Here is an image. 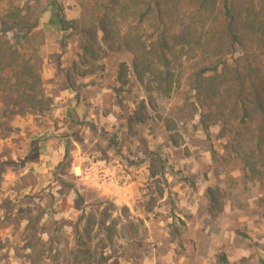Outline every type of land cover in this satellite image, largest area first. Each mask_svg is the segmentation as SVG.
<instances>
[{
    "label": "rangeland",
    "instance_id": "rangeland-1",
    "mask_svg": "<svg viewBox=\"0 0 264 264\" xmlns=\"http://www.w3.org/2000/svg\"><path fill=\"white\" fill-rule=\"evenodd\" d=\"M47 3L0 0L3 45L23 44L40 78L37 108L0 91V264H31L51 235L64 263L77 249L75 264H85L89 249L92 264L101 254L111 257L106 264H264V200L256 206L264 190L243 183L227 134L213 118L202 121L200 53H177L165 97L151 74L140 82L131 53L107 50L101 32L94 60L76 33L41 28ZM102 3L118 30L147 45L161 35L148 0H62L82 26L98 22ZM14 14L23 28L11 24ZM208 17L221 28L220 17Z\"/></svg>",
    "mask_w": 264,
    "mask_h": 264
},
{
    "label": "trees",
    "instance_id": "trees-1",
    "mask_svg": "<svg viewBox=\"0 0 264 264\" xmlns=\"http://www.w3.org/2000/svg\"><path fill=\"white\" fill-rule=\"evenodd\" d=\"M112 1L117 3V0ZM148 1L146 7L154 5L159 22L157 28L161 32L158 39L149 45L141 42L138 36L118 30L115 23L108 24L113 17L110 16V9L103 3L100 5L102 10L100 9L98 22L90 26H82L76 20L67 19L62 0H48L47 6L41 11L52 12L60 21L61 31H72L79 35L81 50L94 60L99 58L100 47L97 41L98 32H101V41L107 45V50L131 53L133 68L142 70L137 73L140 82L144 83L145 74H151L156 86L154 90L165 97L171 94L176 85V73L170 66L179 57L177 53L186 54L185 50L190 49L199 52L201 56L196 63L194 80L199 86L205 87L203 89L206 90V96L208 94L207 101L199 103L205 111L202 121L204 123L205 119L213 118L222 133L227 134V147L238 160L243 183L264 190V55L259 53H264V0ZM217 4L218 7L214 8ZM164 13L170 27L164 20ZM187 14L190 16L187 17L191 19L190 23L185 22ZM173 15L179 16L176 22ZM208 15L220 17L221 28L207 26ZM12 16L11 24L23 28L16 21L18 16ZM143 16L144 13L139 18L142 19ZM2 23L0 21V91L20 93L22 103L28 104L30 108H37L39 103L35 101L40 88L38 67L32 64L29 57L26 58L23 44L15 43L7 48L3 45L5 42L1 40L7 31L2 29ZM175 29L172 36L171 31ZM17 30H11V33H16ZM176 48L180 50L176 51ZM238 52L240 55L234 58ZM227 54L231 55V61L226 59ZM60 67L68 74V67ZM11 79L14 80L12 84ZM207 79L210 82L205 86ZM215 79H218V83L213 82ZM200 89L197 87V90ZM67 90L68 93L77 94L76 88L70 85ZM260 195L256 198V206L264 200V193ZM24 240V250L30 249V237L26 235ZM47 243L49 246L38 250L34 260H30L31 264H39L38 261L47 259H52L55 264H75L74 259L78 258L80 250H71L70 255L64 258V263L60 261L57 249L53 253V235ZM91 255L89 249L84 251L87 259L85 264H92L88 261ZM110 258L101 254L97 264H106ZM221 258L226 261L225 256Z\"/></svg>",
    "mask_w": 264,
    "mask_h": 264
},
{
    "label": "crops",
    "instance_id": "crops-1",
    "mask_svg": "<svg viewBox=\"0 0 264 264\" xmlns=\"http://www.w3.org/2000/svg\"><path fill=\"white\" fill-rule=\"evenodd\" d=\"M44 17H45V19H43L42 20V22L40 23L41 25H40V27L42 28L43 27V29H45V30H48V31H50L51 29H52V27H54V28H58V27H60V21L52 14V12H49V11H47V12H44V15H43ZM66 16H67V19H69L70 17L68 16V14H66ZM50 25H49V24ZM42 24H43V26H42ZM55 29V30H56ZM128 190H129V188L127 189V193H128ZM123 192H124V195H123V197H125V198H128V196L130 197V195H127V193H125V189L123 190ZM123 197H121L120 195H119V201L121 200V199H124Z\"/></svg>",
    "mask_w": 264,
    "mask_h": 264
},
{
    "label": "built area",
    "instance_id": "built-area-1",
    "mask_svg": "<svg viewBox=\"0 0 264 264\" xmlns=\"http://www.w3.org/2000/svg\"><path fill=\"white\" fill-rule=\"evenodd\" d=\"M115 184L118 185V182H116Z\"/></svg>",
    "mask_w": 264,
    "mask_h": 264
}]
</instances>
